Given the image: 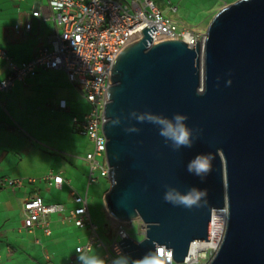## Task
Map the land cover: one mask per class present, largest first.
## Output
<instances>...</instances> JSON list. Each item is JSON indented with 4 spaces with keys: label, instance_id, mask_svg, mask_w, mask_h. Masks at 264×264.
I'll return each instance as SVG.
<instances>
[{
    "label": "water",
    "instance_id": "obj_1",
    "mask_svg": "<svg viewBox=\"0 0 264 264\" xmlns=\"http://www.w3.org/2000/svg\"><path fill=\"white\" fill-rule=\"evenodd\" d=\"M157 29L128 44L113 62L102 132L109 189L108 218L137 220L143 238H122L126 261L172 250L180 264L196 242L211 238V215L226 211L219 247L209 264H264V0H236L210 20L202 44L153 43ZM175 116L191 147H176L160 133ZM210 154V171L187 168ZM205 190L191 209L166 202L170 190Z\"/></svg>",
    "mask_w": 264,
    "mask_h": 264
},
{
    "label": "crops",
    "instance_id": "obj_2",
    "mask_svg": "<svg viewBox=\"0 0 264 264\" xmlns=\"http://www.w3.org/2000/svg\"><path fill=\"white\" fill-rule=\"evenodd\" d=\"M37 6L43 16L55 14L46 0H0V51L4 53L0 57V82L9 73L6 58L21 64L50 47V19L33 20L29 33L14 29ZM63 101L69 112L60 107ZM86 108L81 89L60 70L39 68L34 76L0 91V180L21 181L16 187H0V264H66L77 260L74 248L85 241L87 231L64 221L63 214L47 217L49 235L42 227L25 230L23 204L30 197L39 196L44 204H61L68 211L75 207L70 195L73 192L86 197L92 216V188L93 196L98 197L93 205L100 203L105 211L108 178L94 173L95 181L88 183L85 156L93 150V144L71 121L77 115L74 112L81 116ZM55 175L63 179L60 187L50 185L48 177ZM111 222L115 228V222ZM102 254V249H94L91 257L103 261Z\"/></svg>",
    "mask_w": 264,
    "mask_h": 264
},
{
    "label": "built area",
    "instance_id": "obj_3",
    "mask_svg": "<svg viewBox=\"0 0 264 264\" xmlns=\"http://www.w3.org/2000/svg\"><path fill=\"white\" fill-rule=\"evenodd\" d=\"M48 8L54 15H42L39 6L18 22L14 29L29 33L32 21L50 19L53 27L49 33V48H42L34 57L21 64L9 63V73L0 82V91H8L13 83L34 76L39 68L60 70L68 81L78 86L89 111L80 117L73 115L71 121L78 126L81 134L93 144V150L86 154L85 160L89 168L88 183L95 181L94 173L101 177L108 176V166L105 161L106 138L102 132L104 106L107 90L110 87V74L113 62L118 54L128 44L142 38L141 30L157 29L151 34L150 46L160 40L173 39L185 42L194 47L196 41L200 44L205 34L179 26L174 20L165 16L152 0H46ZM4 53L0 51V57ZM60 107L69 112V107L63 101ZM103 157V163L99 158ZM52 185L60 187L62 177L50 176ZM21 184L19 179H2L0 187H16ZM75 207L66 210L61 204H44L39 196L30 197L23 204L24 219L22 226L27 231L42 227L46 235L51 233L47 217L51 214H63L64 221L72 223L78 229L87 231L83 243L75 246L76 261L66 264H84L80 257L91 258L94 249H102L103 264H114L120 261L125 264L122 238L130 237L127 232L129 224L115 222V232L110 245H106L99 233L97 225L92 221L88 211L86 197L70 193ZM141 233L145 225L139 221ZM221 240L211 238L208 242H196L190 246V252L180 264H209L215 255ZM161 246H157L159 249ZM166 248V247H165ZM156 249V250H157ZM166 250H169L166 248ZM171 250V249H170ZM172 264H177L172 259Z\"/></svg>",
    "mask_w": 264,
    "mask_h": 264
},
{
    "label": "rangeland",
    "instance_id": "obj_4",
    "mask_svg": "<svg viewBox=\"0 0 264 264\" xmlns=\"http://www.w3.org/2000/svg\"><path fill=\"white\" fill-rule=\"evenodd\" d=\"M130 1V0H127ZM155 6L162 11V13L174 20L179 26L186 27L200 35L205 33L206 27L212 17L226 5L236 0H152ZM89 111V108L85 109ZM79 115V112H74ZM80 117V116H78ZM103 162V157L100 158ZM92 221L98 227V233L102 241L106 245L111 243V234L114 233L115 228L110 219L107 218L102 204L93 205L94 199L98 201V197L93 196V189L89 190ZM127 228L130 237L135 241H140L143 235L139 229V221H132ZM126 264H133V262L126 261Z\"/></svg>",
    "mask_w": 264,
    "mask_h": 264
},
{
    "label": "clouds",
    "instance_id": "obj_5",
    "mask_svg": "<svg viewBox=\"0 0 264 264\" xmlns=\"http://www.w3.org/2000/svg\"><path fill=\"white\" fill-rule=\"evenodd\" d=\"M148 119L150 121L166 125L165 129L160 134L165 138L173 140L177 148L180 146L191 147V142L189 140L190 133L186 129L185 125L181 123V121L185 120L186 117L175 116L174 119L177 121V125L175 128H173V126L168 121L160 119L158 117L149 116ZM210 158V154L208 156L198 155L193 159V161L189 162L187 170L190 173L198 176L206 175L210 171L211 167ZM205 195V190H197L196 188L190 189L189 192L185 195H180L179 192L170 190L165 193L164 200L166 202L178 203L188 209H191L193 206H197L198 201ZM172 255V250H166L164 246H161L154 253L145 255L141 259L134 261L133 264H172ZM80 259L84 261V264H103L102 260L95 257H80ZM114 264H120V261H116L114 262Z\"/></svg>",
    "mask_w": 264,
    "mask_h": 264
},
{
    "label": "bare ground",
    "instance_id": "obj_6",
    "mask_svg": "<svg viewBox=\"0 0 264 264\" xmlns=\"http://www.w3.org/2000/svg\"><path fill=\"white\" fill-rule=\"evenodd\" d=\"M226 224V211L216 210L211 215V232L212 238L218 240L222 238V234Z\"/></svg>",
    "mask_w": 264,
    "mask_h": 264
}]
</instances>
